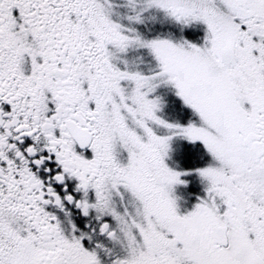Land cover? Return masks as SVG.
<instances>
[{"label": "snow or ice", "instance_id": "1", "mask_svg": "<svg viewBox=\"0 0 264 264\" xmlns=\"http://www.w3.org/2000/svg\"><path fill=\"white\" fill-rule=\"evenodd\" d=\"M0 264H264V0H0Z\"/></svg>", "mask_w": 264, "mask_h": 264}]
</instances>
